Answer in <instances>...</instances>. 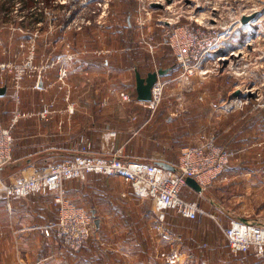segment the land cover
Wrapping results in <instances>:
<instances>
[{"label":"rangeland","instance_id":"rangeland-1","mask_svg":"<svg viewBox=\"0 0 264 264\" xmlns=\"http://www.w3.org/2000/svg\"><path fill=\"white\" fill-rule=\"evenodd\" d=\"M160 69L171 71L155 83L156 107H139L137 72L146 78ZM2 87L9 94L0 97V124L11 136L17 118L29 121L30 114L19 112L30 105L43 110L45 127L49 105L95 100L123 107L103 132L113 143L124 137L123 149L135 142L144 151L148 143L159 156H174L175 166L185 149L207 135L232 157L223 178L203 192L183 189V198L204 212L199 221L176 212L158 216L148 201H131L128 185L116 204H103L99 192L110 185L90 184L89 175L67 181L61 194L14 199L7 189L34 170L19 164L0 172V186L6 187L0 191V220L9 221L0 226V239L13 240L2 243L0 264H171L174 254L177 264H264V257L234 255L225 235L234 221L264 223V0H0ZM91 142L82 137L72 159L34 167L43 172L85 149L93 154L99 142ZM123 149L115 154L123 157ZM58 199L91 219L94 234L79 252L64 244L58 230L46 235L61 220ZM28 201H34L33 213L16 210ZM17 216L44 222L13 228L10 220Z\"/></svg>","mask_w":264,"mask_h":264},{"label":"built area","instance_id":"built-area-1","mask_svg":"<svg viewBox=\"0 0 264 264\" xmlns=\"http://www.w3.org/2000/svg\"><path fill=\"white\" fill-rule=\"evenodd\" d=\"M159 85L152 90L151 104L155 108L160 94ZM149 101V102H152ZM149 102H143L149 104ZM13 137L11 131L0 124V170L13 164ZM232 153L216 145L213 137L204 136L203 141L185 149L179 159V164L170 170L159 163L123 159L112 153L110 156H97L85 149L73 160L60 164H49L43 172L34 170L32 174L7 189V194L14 199L26 198L37 194H61L64 184L69 180L85 179L88 175L104 177H119L133 185L135 195L146 200L151 210L158 216L176 212L184 219L196 220L204 215L198 202L187 201L182 191L188 187L186 182L194 178L202 190L222 179V175L231 163ZM0 184L4 185L1 182ZM6 189L0 186V191ZM64 198V197H63ZM62 204L61 220L47 227L46 235H51L53 229L58 230L64 244L74 251H81L85 242L91 239L94 228L89 214L82 208H76L67 201L58 199ZM225 230L227 240L234 255L240 252L264 257V223L260 221H234ZM178 254L171 257V264H177Z\"/></svg>","mask_w":264,"mask_h":264},{"label":"crops","instance_id":"crops-1","mask_svg":"<svg viewBox=\"0 0 264 264\" xmlns=\"http://www.w3.org/2000/svg\"><path fill=\"white\" fill-rule=\"evenodd\" d=\"M60 67L56 69L58 72H60L59 71ZM48 70H50V68L44 69L43 77L46 74H49ZM80 88L85 89L84 87H80ZM92 89H95V88H92ZM92 89L89 88L88 92H90ZM45 90L46 92L49 91L51 94H56V92H61L60 95L61 94L66 95L68 93L65 89L57 91V90L47 88ZM30 91L32 90L29 89L28 92ZM109 91H113V89L111 90L110 88ZM8 94L9 92L7 88L6 93L0 94V97L2 96L6 97ZM21 96L22 97L24 96L22 92H21ZM135 100L137 101L136 104L140 105L139 107H142V106L147 107V105H144L146 103H143L142 101H138L137 99ZM31 106L32 105L27 107L28 109L27 112L26 111L19 112L20 114H24V115L30 114V116L28 117L29 121L23 122L21 118L19 120H17L18 119L17 118L16 121L14 122V125L10 127L12 129V136L14 137V164L9 165V167L11 166L9 170L13 169L12 167H15L19 164H23V166L26 164H29V167H32L31 168L32 170H36V168L34 167V164L36 166H45L44 163L47 161L56 162V161L70 160L77 154L76 152L78 151L77 149L78 144L80 143L82 137H84V139L86 140L92 141L91 143H94L95 141L99 142L98 144L99 148L97 149V146H96L94 150H91L92 153L97 156L111 155L112 153L118 152V149L119 150L123 149L124 143L122 140H124V137L120 136L119 140L116 143L115 142L113 143V142H109L110 140H108L109 139L108 136L106 135V133H103L104 131L111 129L110 127L112 126L110 125H112L113 121H115L116 119L119 120L120 116L117 113H118V110L123 108L121 106L108 103L105 107L104 106L102 107L100 102H97L95 100L93 103H80L79 104L77 102V105L73 103L71 104L61 103L59 105H49V106H52L51 107L52 115L49 117L46 116L45 118L46 126L45 127L40 126L43 123L42 120H44L40 117V114L43 110H37L38 107H35V109L33 110ZM73 111L75 112L73 113ZM70 112H72L73 114H70ZM128 122H129V118H128ZM142 136H141V139H142ZM127 138H130V134H128ZM141 143H142V140L141 142L138 141V143L136 144H141ZM101 144H102V147H101ZM134 144L130 142L128 146L129 148L128 150L125 148H124L125 150L123 149L124 151L121 150V154L123 151V154L121 155L123 156L122 158L134 159V160L145 159L147 161L154 162L157 164L159 162H163V163H167L172 166L175 164L174 158H173L174 156L173 157L159 156L158 155L160 153L159 149L158 150L157 149L155 150L154 148L150 149V147L148 146V143H145L148 149L144 151H141L138 148H136ZM41 145H46V146L41 147ZM89 146H90V149H92L91 144ZM142 154L144 156L141 157ZM31 173L32 172H30L29 175H31ZM102 180H105L106 183L109 184L110 187L111 186L112 187L111 188L105 187L104 190L99 192L98 196L100 197L99 200L101 203L103 204L105 203L110 206L114 205V203L116 204V201L119 200L121 196L125 195L124 193H127V192H124L122 185H126V186L128 185V187L130 188L132 187L130 189L131 193H128L132 197L131 201L135 200L136 202L139 203V200H141L137 197V195H135V190H134L133 185L129 182L126 183L124 180L120 179L119 177L111 176V178H108V177L99 176V175H89L88 176V181L90 182V184L94 183L95 181H102ZM127 196L129 197V195ZM127 199H125V201L123 200L124 203H129L128 201L130 200H127ZM30 201H28L27 204L25 203L21 204L20 202L21 206L19 204L16 210L19 211V208L22 207L21 212L30 211V213H33L34 211L33 202L34 201L33 202H30ZM38 207L40 209H44V207L41 206V204H39ZM99 210H100L99 208L96 209V212L100 213L101 210L100 211ZM92 212H94V210ZM109 214L111 213H107V215ZM202 218L203 217H199L193 221H199ZM33 221H36V223L39 222L40 224L44 222V220L38 216L37 217L33 216V218H27L25 216L20 218L17 216L14 219L10 220L13 228L19 227L21 229H22V226L24 227L25 225H30V222H33ZM2 223H5V226H7V224L9 225V221L7 219L5 220L1 219L0 226L2 225ZM11 241L13 242L12 238L8 239V237H6L5 239L3 238L0 239V249L2 248L1 245L3 242L12 243Z\"/></svg>","mask_w":264,"mask_h":264},{"label":"water","instance_id":"water-1","mask_svg":"<svg viewBox=\"0 0 264 264\" xmlns=\"http://www.w3.org/2000/svg\"><path fill=\"white\" fill-rule=\"evenodd\" d=\"M156 5V4H155ZM249 21L248 18L245 19V22ZM171 70L170 69H160L159 71H155L154 73H150L146 78L141 75V72H137L136 74V84H137V100L142 102L152 101V90L155 83L159 79V76L167 75ZM7 88H0V94L6 93ZM239 92H235L234 96H238ZM160 165L164 166L167 169L174 170L175 167L159 162ZM188 187H192L196 192H203L201 186L194 178H189L186 182ZM95 214V212H94Z\"/></svg>","mask_w":264,"mask_h":264},{"label":"bare ground","instance_id":"bare-ground-1","mask_svg":"<svg viewBox=\"0 0 264 264\" xmlns=\"http://www.w3.org/2000/svg\"><path fill=\"white\" fill-rule=\"evenodd\" d=\"M253 14V13H252ZM244 16V15H243ZM252 16V15H251ZM250 16V17H251ZM261 23V22H260ZM255 25V24H254ZM239 27V26H238ZM252 30V29H251ZM244 34H246L245 33V31L243 32ZM225 40V39H224ZM227 43V42H226ZM238 43V41L236 42V44ZM236 47H238V44L237 45H235ZM234 47V46H233ZM232 48V47H231ZM222 50H224V49H222ZM234 50V49H233ZM246 95V94H245ZM151 104H155V101H152V102H149V105H151ZM202 188V187H201Z\"/></svg>","mask_w":264,"mask_h":264},{"label":"trees","instance_id":"trees-1","mask_svg":"<svg viewBox=\"0 0 264 264\" xmlns=\"http://www.w3.org/2000/svg\"><path fill=\"white\" fill-rule=\"evenodd\" d=\"M10 167H4L0 170V172H4L5 170H8Z\"/></svg>","mask_w":264,"mask_h":264}]
</instances>
